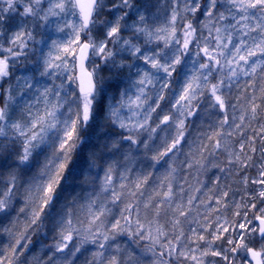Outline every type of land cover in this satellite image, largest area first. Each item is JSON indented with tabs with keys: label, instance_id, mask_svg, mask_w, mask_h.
<instances>
[{
	"label": "clouds",
	"instance_id": "obj_1",
	"mask_svg": "<svg viewBox=\"0 0 264 264\" xmlns=\"http://www.w3.org/2000/svg\"><path fill=\"white\" fill-rule=\"evenodd\" d=\"M216 2L208 16L211 0H88L85 18L79 0H0L3 264H216L202 244L264 264L259 70L249 87L202 51L217 56L213 25L264 9Z\"/></svg>",
	"mask_w": 264,
	"mask_h": 264
},
{
	"label": "snow or ice",
	"instance_id": "obj_2",
	"mask_svg": "<svg viewBox=\"0 0 264 264\" xmlns=\"http://www.w3.org/2000/svg\"><path fill=\"white\" fill-rule=\"evenodd\" d=\"M81 11L85 14V18L87 17V13L90 9V5L88 3V0H79ZM234 3H241L245 4L246 9H264V0H234ZM220 7L219 3L216 2V0H211V6L209 7L208 11L206 13L202 12L200 9H197V11L202 15H208L211 16L216 9ZM241 20L237 21L236 24L239 25V27H236L235 25H232L231 22L224 27H217L213 25V27L216 28L217 37V56H213L211 54V51L208 46L202 49V51L205 53L206 58L212 59L214 62L219 63L218 56L220 57H226L225 63L229 66L230 71L232 72V75H237L238 73L235 71V69H240L241 72H243L245 75H249L252 79L249 82V87H255V77L257 75V70H259L260 80H261V88H260V96L258 97L262 104H264V23H261L260 21H264V16L262 17H255V13L253 12V18L257 20V23L255 25L244 23L245 20L249 19L248 16H245L244 11H241L240 13ZM221 19H223V15L221 14ZM231 28L232 31H229L228 29ZM116 29H113L115 31ZM209 31H212V28H209ZM237 32L239 35L234 36L233 33ZM252 33H255L253 35ZM187 46V44L185 45ZM64 52H70V49L65 47L63 49ZM244 66V67H242ZM87 74L83 72L82 69V76H81V83H82V90L87 89ZM188 87H191L189 85ZM187 92V89L185 90ZM256 94L253 93V111H255L256 105L254 103L256 99ZM181 99H184V96H181ZM218 101L221 102V107H223V102L219 96L216 97ZM243 118V117H242ZM165 120L167 117L164 118ZM73 133H68L69 140L71 139ZM61 147H65V145H61ZM64 165H60V168L63 169ZM261 185H264V177L261 178L259 181ZM137 188L140 187L139 184L136 185ZM53 190V184L50 183L47 186L46 192L51 193ZM165 196L168 195V193L164 194ZM260 195L264 197V192H261ZM225 196H227V193H225ZM46 203V202H45ZM219 203V201H217ZM253 208L257 207L255 204L252 205ZM248 209L245 208V212H247ZM239 215V213H237ZM256 222L260 225V232L264 234V215H258L256 217ZM239 229L241 232L246 231L248 225L245 223H239L237 221ZM119 225V221L116 222V224L113 225V228H117ZM208 229V235L213 236V242L215 240H227L226 234L231 231V228L220 226L218 223L216 225H206ZM216 228V231L213 232L212 229ZM222 228V232H221ZM159 228L157 229V233L159 234ZM194 236L197 241H203L205 240V235L202 233H196L194 232ZM243 237H240V240H242ZM231 243V241H228ZM236 246H239L238 244ZM201 249L203 250L201 252L202 256H211L213 258H216V264H219L220 259H224L226 261V257H223L222 255V249H212L209 248L206 245H200ZM235 250V247L233 248V251ZM171 251V249H170ZM249 252L252 254L254 258L260 257L261 253L254 252L252 249H249ZM181 256L188 255L190 257V264H202L201 260L195 255V252L188 253L187 250L180 253ZM115 259V258H113ZM0 264H3V261H0ZM11 264V262H9ZM256 264H262V262L257 259Z\"/></svg>",
	"mask_w": 264,
	"mask_h": 264
}]
</instances>
